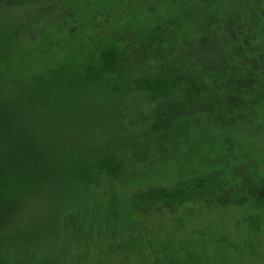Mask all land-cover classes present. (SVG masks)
<instances>
[{
    "label": "trees",
    "instance_id": "trees-1",
    "mask_svg": "<svg viewBox=\"0 0 264 264\" xmlns=\"http://www.w3.org/2000/svg\"><path fill=\"white\" fill-rule=\"evenodd\" d=\"M229 207L264 219V0H0V264H264L193 222Z\"/></svg>",
    "mask_w": 264,
    "mask_h": 264
},
{
    "label": "rangeland",
    "instance_id": "rangeland-1",
    "mask_svg": "<svg viewBox=\"0 0 264 264\" xmlns=\"http://www.w3.org/2000/svg\"><path fill=\"white\" fill-rule=\"evenodd\" d=\"M246 187V186H245ZM245 213L242 212L241 208L229 207L225 210H217L211 213H205L201 215L197 214L196 219L193 221L196 225H201L202 227L207 226L209 223H213L214 229L217 232L223 231V235H226L233 242L244 243L251 239L258 242H261L262 248L259 249V252L264 253V219L261 221H256L255 223L249 222L244 219ZM198 224H197V223ZM251 231H259L258 235L250 236ZM232 263L237 262L236 255L230 253ZM264 260V257H263ZM248 264V263H241Z\"/></svg>",
    "mask_w": 264,
    "mask_h": 264
}]
</instances>
